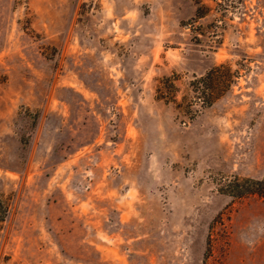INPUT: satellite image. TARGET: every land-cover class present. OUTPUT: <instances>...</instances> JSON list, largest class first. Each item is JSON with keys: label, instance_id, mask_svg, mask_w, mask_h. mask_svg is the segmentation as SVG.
<instances>
[{"label": "rangeland", "instance_id": "374dc122", "mask_svg": "<svg viewBox=\"0 0 264 264\" xmlns=\"http://www.w3.org/2000/svg\"><path fill=\"white\" fill-rule=\"evenodd\" d=\"M199 3L0 0V264H264V0Z\"/></svg>", "mask_w": 264, "mask_h": 264}, {"label": "trees", "instance_id": "16d2710c", "mask_svg": "<svg viewBox=\"0 0 264 264\" xmlns=\"http://www.w3.org/2000/svg\"><path fill=\"white\" fill-rule=\"evenodd\" d=\"M197 2V6L195 9V15L199 16L202 14L201 3L199 0H194ZM213 70V66L209 67L203 75H201L198 79H210L211 71ZM211 101V98L207 99V103ZM229 194L232 195H241L245 193H256L264 197V172L259 177L252 176H244L237 177L234 176L231 180L226 184L225 189Z\"/></svg>", "mask_w": 264, "mask_h": 264}]
</instances>
